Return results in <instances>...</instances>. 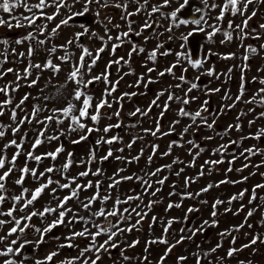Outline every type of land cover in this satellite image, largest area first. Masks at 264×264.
Segmentation results:
<instances>
[{
	"label": "rangeland",
	"instance_id": "374dc122",
	"mask_svg": "<svg viewBox=\"0 0 264 264\" xmlns=\"http://www.w3.org/2000/svg\"><path fill=\"white\" fill-rule=\"evenodd\" d=\"M203 3V0H199ZM31 4H36L39 0H28ZM122 2V0H121ZM143 0H141V3ZM223 0H207V4L209 6H205V10L202 13L204 20L207 23L202 21L201 27L204 28V31H195L193 29L197 26L189 23L187 25L179 24V20L182 19L180 13H178L176 24L178 26H174L170 17V13L174 11L176 8H179L181 4L184 3V0H171L169 6L161 9V12L152 14L151 17H147L146 13H142L131 17L130 19L134 20L135 23L132 25L135 31H140V26L143 25L145 19L147 18L150 23L153 21L157 22L153 24V27L150 29H146L142 32L140 36L131 35L130 40L132 43L138 45L145 49L143 53H132L131 57H129L128 53L132 47V43L125 42L122 47L117 48L115 54L111 53V45L116 41H109L108 46L105 51L101 53V58L97 61L96 66L92 69L91 75L85 73V79H90L91 76L99 75L100 73L105 71V66L108 64L110 60H116L119 57L123 56L125 60H128L129 63L124 64L121 63L120 66L115 64L112 65L111 69H109L111 75L108 77L109 80L115 81L120 79V76H123V79L120 80V83L117 87V91L109 97V101H114L115 97H119L124 92H135L137 95L132 97H125L120 103H122L123 107H120V104L115 102L112 103V108L102 109V113L104 116L102 117L99 125H94L90 120H85L84 123L88 124L90 127H99L101 128L100 132H93L89 135L86 141H82L79 144H72L71 141L78 139L79 134L77 132L68 133L66 136L61 135L59 140H54L49 142H45L42 144L37 150V155L44 153L46 151H53L57 146L61 143L63 144L65 151L60 154L55 162L50 159H45L39 165V170L43 171L46 167L51 166L53 163L57 167L65 162L66 156L68 152L73 153L74 164L73 167L69 170L72 176L77 175L78 172L84 171L88 165L80 164L81 159L87 160L89 156V151L91 148L95 146V141L100 139V137L104 136L108 138L112 135H119L122 139L117 141L113 145L101 144L98 146L96 160L90 165L92 170L95 171L97 168H101L103 170V174L99 177H94L89 175L86 178H81L80 183H86L88 180H92L95 182L96 180L102 181V188L100 189L101 195L107 194V186L111 183L109 177H113L115 173H117L118 169H124L123 172H120L116 177L119 179L121 176H132L135 174L136 176H145L146 172H152L156 168H160L163 165L172 164L171 169H164L160 172L156 177H152V181L158 180L167 176L168 179L165 181L163 185H159L153 183V188H160L161 190L156 193L155 196H150L145 194L142 191V187L138 181L135 179L130 181L121 182L117 188L108 190L113 197V199L119 195L121 200H124L127 195H141L143 203L141 201L134 200L129 204H121L119 207L121 211L125 207L136 208L137 205H140L138 210L145 211L148 215L141 221L137 228L134 229L131 233L125 232L122 236H118L117 241L123 240L127 243H131L132 241L139 240V244H137L134 248H127V245L122 243L121 248H125V255L134 257L131 261L126 262L120 256V250L115 249L111 250V258L106 253H101L102 260L99 264H113V261H116V264H141V260L137 258H141L144 255L148 256V260L144 261L143 264H156V261L162 256L165 252L167 245L156 243L152 244L149 247L147 253H145L144 249L146 246V242L149 240H154L163 235V227L166 226L168 220H175L172 223L171 227L168 230L167 239L169 244H176V241L180 240L181 236L189 237L191 239H184L181 243L176 244V247L172 250V252L168 255L165 264H178L177 257L178 256H187L188 259L186 262H179V264H196V258L192 255L196 253L198 255H202L204 252H209L210 249L214 248L218 243L222 244L221 248H218L215 253H211L206 260H202L201 264H216L218 258L223 257L221 264H239L240 261H244L245 264H262L264 259L258 258L257 255H262L260 249L263 247L262 244L259 246L252 245L248 248H243L242 251H238L233 257L228 258L226 253L229 248L235 247L237 249L242 248L243 245L249 244L251 239L257 234H264V225L261 223L264 221L260 215L262 214V210L264 209V189H256L257 192V200L249 203V199L252 193V189L256 184H264V176L261 173H264V155H254L249 156L247 160H245L244 156H241L240 153L243 152L244 149L252 147L255 145L257 148L264 149V137L260 140L256 139H241L242 137H248L249 134H254L258 129L264 128V118H257L258 113L264 111V106H257V104L245 103L248 101L253 93H256L257 90L264 85H261L258 80L260 78H264V49H260L261 45H264V30H260L258 25L264 23V4L255 3L254 5H250L248 9V14L251 13L253 9H257V16L253 17L252 20L249 21L248 28L245 30L249 33V38L241 40L238 36V33L233 32L232 29L228 28V22L231 20L233 25L241 24L242 18L237 15L235 17L230 14L225 17L223 21H217L215 19L216 16L219 15V8L213 9L210 7L212 3L221 4ZM163 0H149V6L147 12L151 11V7L153 5L162 4ZM204 4V3H203ZM205 5V4H204ZM136 5L134 3H130L129 11H134ZM82 8V3H78L75 7L72 8V11H78ZM91 10L85 16L76 17L74 20L69 22L68 26H62L59 30L58 34L54 37H51L48 47H51L53 44L60 45L66 43V41L74 36L76 32L83 31V28L80 25H84L88 27L90 31L96 32L99 36H104L105 40H107V36L105 35L104 27L99 22L104 19V16L107 15L111 17L112 24H119L120 28H112L111 35L116 36L119 31H127V25L124 20L120 17L122 15V11L115 8H104L101 9V16L96 17L95 12L97 11L96 5L90 6ZM198 8H195V11ZM33 11H38L34 9ZM44 11L48 14H52L55 11V8H46ZM198 12V11H197ZM19 13H24L25 15H30L23 7L14 9L13 15H17ZM168 14L167 16L164 14ZM68 12L66 9H61V15L57 16L54 21H37V25L41 23L48 24V31L50 32L53 27L56 26L60 22L61 19L67 16ZM0 16H3L5 19H9V14L3 13L0 11ZM192 21V20H189ZM209 25L219 26L222 31L217 32L216 35L212 37L211 40L208 39L207 33L212 31L209 28ZM172 26L171 33L165 31L166 28ZM35 27V26H34ZM111 28L112 25H109ZM252 29H255L253 32ZM32 29L23 27V28H13L11 31L7 27H0V38L7 37L11 40H15L17 38L23 37ZM232 32L233 40L231 42L221 43L222 40L225 39L223 32ZM189 32H193V35L188 37V40L185 42L181 39L182 35H187ZM156 33H163L162 35H156ZM48 33H45L47 35ZM200 35L203 39V48L201 61L203 62L202 67L193 68L191 63L188 60L181 58L180 65H177L176 68L173 69L175 76L171 74H165L164 76H159L158 73L163 71L165 68L170 65L176 63L177 56L176 53L183 52L188 55L189 59L190 50L189 44L191 39L194 36ZM259 36L260 39H253V36ZM169 36H172L173 39H169ZM145 37H148L146 40ZM40 39H44V36H40ZM101 41L96 37H90L85 35L80 38L79 44L89 48L95 54L96 50L101 47ZM157 44H163V47L160 48L159 53H162L166 50H170L169 55H160L158 53L157 59L155 62L148 60V54L157 47ZM181 44L184 46L181 47ZM241 44L244 47H241ZM251 45L254 48H257L259 51L256 54L246 53V47ZM28 42H25L23 45L12 44V47L16 48L17 52H26L28 49ZM5 46L0 45V48ZM11 52V48L8 49ZM69 51L74 52L76 57L80 55V48L76 45L70 47ZM229 53H235V55L230 59H224ZM247 54L249 56L248 60H244L243 56ZM64 55L63 51H58L55 56L52 57L54 63H60L59 60L56 59V56ZM47 58L46 53L44 52L42 47H37L35 54L30 58L32 63H43ZM88 58H86V61ZM15 61V62H13ZM90 62V61H88ZM28 58L21 60H17L15 57L12 58L8 63H6L3 67L8 68L12 67L19 71H23V68L27 65ZM244 65H247L246 68H243ZM71 64H61V71L58 74H53L51 69L45 70L42 73H38L37 70L33 71L32 77L30 79H35L39 74L40 79L37 85L33 87L22 86L17 92L14 93L15 100L14 103H18L19 99L25 94L30 93V98L25 102L23 108L27 112H31L32 108L36 104H40L42 107L46 105L47 109H51L53 107H63L66 103V99H71V92L76 87L73 83H68L67 87L62 90V95L57 96L55 100L45 102L42 97L51 96L56 94V86L62 85L65 83L67 75L70 71ZM148 68H154L155 71L152 73H148ZM182 68L187 69L183 74L186 76L188 81L197 82L200 85L199 89H194L190 96L197 97L189 105H183L188 111H196L200 105L208 100V108L210 113H204L205 116L208 117V122H212L213 115L216 116V123L214 129H208L201 124L199 129L193 125L192 128L189 129L187 134L181 136L183 129L185 126L192 123L190 118L188 117H179L177 115L178 109L182 106L177 101L169 102V109L164 113L162 117H160V113L162 111L163 104L167 100V93L164 96H161L158 103L160 107L153 106L151 112L147 116H141L137 114L136 116H131L130 113L134 112L137 107L141 109H147L150 102L156 98L157 94L164 89L169 88L171 85V92L175 95L183 96L187 87L189 86L187 83L183 84V88H176L175 85L180 83L175 77H178L182 74ZM214 68L215 74L212 76L206 75L207 69ZM232 69L230 76L231 79L228 78V70ZM243 68V73H242ZM134 70V71H133ZM124 73H131L129 75H124ZM243 74L245 81V91L242 99L240 101H235V97L239 95V89L241 84V75ZM141 75L144 76L145 83L149 78L156 81L155 83H148L145 87L142 83L138 87H130V85H135L138 77ZM218 76V78H217ZM196 77H199V80H196ZM257 78V82H253V78ZM15 80V75L10 73L3 80H0V85H3L7 81ZM28 81H23L22 84L27 85ZM47 85V87H45ZM107 85L103 80L95 82L93 85L89 86L90 94L93 95L96 99H94L93 103L95 104L96 100L99 99L103 93ZM204 86H208L210 88H219V92L211 93L209 95H205ZM44 89V91H41ZM228 94L232 99H222L225 94ZM0 99H3V96H0ZM235 103L234 107L228 108L226 105H230ZM255 108V112H250L249 109ZM119 110L120 117L117 118L114 115L111 120L107 119V115H111L113 112ZM245 113V115H241V113ZM51 114L50 111H43L39 118L43 119L44 116ZM23 115L18 111V117ZM10 111L3 117H0V123L10 124L11 121L9 119ZM239 117V119H237ZM157 118H159V123L161 126V132H168L170 126L173 124V121L179 120L178 124L174 125V132L166 136H157L146 135L143 131L145 128H155ZM118 120L121 122L120 128H114L110 133H103L102 129L107 124H116ZM255 120L254 124H249V121ZM68 121L62 125H57L53 122L49 128L47 135H59V129H64L67 133L68 129ZM239 123L241 125L240 129L232 128L227 134H224L225 130L229 128V125H236ZM197 124H200L199 119L197 120ZM135 125V126H133ZM41 125L33 122L31 125L24 124L21 128V132L15 136L17 141H20V138L24 135V133L28 134V139L24 142L25 149L30 150V144L34 139L36 132ZM219 133V135H218ZM140 136L141 139H136L135 143L132 144V147L129 149L126 147L127 144L131 143L132 140ZM206 137H212V139H206ZM222 137V138H221ZM10 130L6 134V138L0 140V147L3 146L8 140L13 139ZM188 140H194L196 144L203 147L205 150L200 153L198 157L195 158L194 165L193 157L197 149L192 148L191 145L187 143ZM230 140L240 141V143L231 146L228 151L223 156V163L216 165H208L205 164L206 160H218L221 159L219 154L213 155V149L217 148L220 144H228ZM172 141H177V144L172 145L171 154L168 156H163L162 154L165 151H168L169 145ZM152 145H158V149L156 150L155 155L153 156L152 162L149 164L148 156L152 155L153 148ZM182 145V146H180ZM109 147L113 150V156L108 160L101 161L100 157L106 155ZM123 148V152L117 151V149ZM192 149V154L189 153V149ZM143 149V155L140 156L138 161H133L129 163L132 157L140 154V150ZM15 148L8 149V157L10 158ZM233 154L237 157L233 160ZM247 155V153L245 154ZM115 157H122V159H116ZM179 158L178 163L173 164V160ZM24 156H21L18 159V165L23 166L24 164ZM232 161V163H229ZM248 164L249 167H243L245 164ZM253 165H261L260 167H253ZM35 162H29V167H36ZM201 166H203L204 175L200 176L199 173L201 171ZM183 171L180 173V176L177 177L175 175L176 172ZM231 168L232 171H228ZM238 169H242V171H237ZM2 174V172H0ZM53 179H60V177L56 174H52ZM243 177H248L247 180H243ZM17 178V174H13L10 180L8 181L7 187L10 189V193L19 194L21 189L19 186L14 184V180ZM147 179L148 177L145 176ZM186 178H195L193 182H190L189 186L185 188V179ZM221 180H229V181H240L239 183H224L220 184ZM61 182H65L61 180ZM209 183L213 185H218L211 188L208 192L200 193L199 196H193L192 198H184L182 200L181 193L191 192L193 194L200 192L202 188H205ZM173 185L175 187L173 188ZM37 185L33 181V179L29 176L26 178L24 187L35 188ZM52 187H56L53 185ZM244 189L248 191L245 193L243 198L234 200L231 204L227 203L229 199ZM95 189H88L86 191H82L80 193V199L84 200L86 197H90L93 195ZM170 192L178 193V195L169 196ZM67 190H62L57 192V195L63 197L67 195ZM216 199H220L225 201L224 204L218 205L216 208L217 216L215 219L218 221L216 226H209L201 232L197 233L195 236H192V233L188 231V229L199 227L203 221L208 220L211 221L213 218L211 217V212L213 211L212 204ZM157 201L152 204L151 210L144 207L147 205L149 201ZM51 201V205L55 207L56 201L52 200L51 194L48 190L45 191L43 196L37 201L35 204L36 210H43V206L47 205ZM202 201H207V203H202ZM181 204V207H173L168 209V204ZM10 206L6 204L4 206V210H7V207ZM105 208L108 210L112 209L113 200H109L105 205ZM243 206V208H242ZM68 207L79 211L82 215L88 216L89 212L84 211L79 208V205L76 201H70ZM101 207L100 202L95 203L91 212L97 211ZM189 207H194L198 209L197 212L188 213L187 209ZM225 209H230V211H225ZM242 209V210H241ZM257 209L254 211L251 217H247V221L245 222V218L249 210ZM17 217L22 215V213H15ZM127 215V214H125ZM157 217V222L152 224V217ZM54 215H50L47 218V222L50 223L52 219H54ZM0 219H7V217L0 216ZM97 223H105L103 217H96ZM113 222H115V218L110 217ZM137 217L133 213L131 216L130 223L135 224ZM32 223L39 228H43L45 223L41 221L40 218L34 217ZM152 224L150 228L149 225ZM244 224V227L239 228L238 231L234 230L237 226ZM251 225L252 227H249ZM121 227H127V224H121ZM69 227L60 226L54 229L51 233H49L45 237V242L40 244L38 248L34 244H29L26 246L24 250V255L28 257L24 261V264H34V259H42L47 253L52 251H59V255L54 258L52 264H60V261L68 258L77 256L79 254L80 249L84 248L88 244L87 239L77 238L72 243L78 245V248H60L57 249L59 244L67 243L64 240V237L69 235ZM83 225L81 223H77L75 225V230H81ZM91 227V225H89ZM8 225H5L3 230L0 231V234H3L7 231ZM185 229L182 233L181 229ZM225 230H230L231 234L227 236H221L220 233L225 232ZM95 231V229H93ZM59 237L60 239H56ZM233 237H235V243L233 244ZM16 237H10L9 239H15ZM23 238H26L29 241H35L38 239L37 234L32 231H28ZM107 239V236H101L97 238V242H103V240ZM35 249V250H34ZM256 250V251H255ZM89 256H93V253H88Z\"/></svg>",
	"mask_w": 264,
	"mask_h": 264
},
{
	"label": "snow or ice",
	"instance_id": "6c2138e0",
	"mask_svg": "<svg viewBox=\"0 0 264 264\" xmlns=\"http://www.w3.org/2000/svg\"><path fill=\"white\" fill-rule=\"evenodd\" d=\"M82 3V8L78 11L73 12L72 8L75 7L76 4ZM130 3H134L136 5L134 11H129ZM171 3V0H163L162 4L159 5H153L151 7V11L147 12L148 6H149V0H143L141 3V0H39L36 4H31L28 2V0H0V11L3 13L9 14V19H5L3 16H0V27H7L9 31H11L13 28H23L27 27L32 29L29 31L26 35L23 37L17 38L15 40H11L7 37L0 38V45H3L5 47L0 48V80H3L8 74L12 73L15 75V80L13 81H7L3 85H0V96H3V99H0V117H3L7 114L8 111H10L9 119L11 121L10 124H4L0 123V140H3L6 138L7 132L10 130L13 139L8 140L6 143L3 144L2 147H0V216L7 217V219H0V231L3 230L5 225H8L7 231L3 234H0V264H24V261L28 259L27 256H25L24 250L27 245L34 244L36 248L39 247L40 244L45 242V237L51 233L54 229L64 226V227H70L69 229V235L64 237V240L67 241V243L59 244L57 246V249L60 248H78L79 246L72 243L77 238H83L88 240V244L80 249L79 254L77 256L68 257L60 261V264H99L101 262L102 257L101 253H106L111 258V250L119 249L120 250V256L121 258L129 262L134 257L125 255V248H121V244L124 243L127 245V248H134L137 244H139V240L132 241L131 243H127L126 241L119 240L117 241L118 236H122L125 232L131 233L134 229L137 228V225L141 223V221L148 215L147 212L138 210L140 208V205H137L136 208H129L125 207L123 211L120 209L121 204H129L131 201L139 200L141 201V204L143 203L142 196L137 195H127L124 200H121L119 195H117L114 199L111 196L110 192L108 190L115 189L118 187V185L123 181H130L135 179L138 181L142 187V191L145 194H148L150 196H155L157 192H159L160 188H153V183L163 185L165 181L168 179L167 176H164L163 178H160L158 180L152 181V177H156L160 172H162L164 169H171L172 164L163 165L160 168H156L152 172H146L145 176L148 177L147 179L145 176H136L133 174L132 176H121L119 179L116 177L119 175L120 172H123L124 169H118L117 173L113 175V177H109L111 180V183L107 186V194L101 195L100 189L102 188V181L96 180L93 182L92 180H88L86 183H80L81 178H86L89 175H92L94 177H99L103 174V170L101 168H97L95 171L92 170L91 164L96 160L97 150L98 146L101 144H107V145H113L117 141H120L122 138L119 135H112L108 138H105L104 136L100 137V139L95 141V146L90 149L89 156L87 160L81 159L80 164L82 165H88L84 171H80L77 173V175L72 176L70 174V169L73 167L74 160H73V153L68 152L65 162L61 164L59 167L53 163L51 166L46 167L43 171L39 170V165L42 161L45 159H50L51 161L55 162L57 158L60 156L61 153L65 151V148L63 144L61 143L59 146L55 148L53 151H46L44 153H41L39 155L35 154L36 150L45 142H51L54 140H59L61 135H67L68 133L77 132L79 134V138L72 140V144H79L82 141H86L93 132H100L101 128L99 127H90L88 124L84 123L85 120H90L94 125H99L102 117L104 114L102 113V109L105 108H112V103L115 102L117 104H120V107L122 108L123 105L120 103L125 97H132L137 95L135 92H124L119 97H115L114 101L110 102L109 97L112 96L113 93L117 91V87L120 83V80L123 79V76H120V79L112 81L109 80V76L111 75L109 69H111L112 65L115 64L117 66H120L123 62L124 64L129 63L128 60H125L123 56L119 57L116 60H110L108 64L105 66V71L100 73L99 75L91 76L90 79H85V73L91 75L92 69L96 66L97 61L101 58V53H103L108 46L109 41L115 40V43H112L111 45V53L115 54L116 49L123 46L125 42L132 43L130 40L131 35L140 36L142 32L146 29H150L153 27L154 23H157L153 21L152 23L149 22V20L146 18L143 25L140 26V31H135L132 27V25L135 23L134 20L130 19L131 17H134L136 15L146 13L147 17H151L152 14L161 12V9L164 7L169 6ZM203 3L205 6H209L207 4V0H203ZM255 3L264 4V0H223L221 4L212 3L210 5L211 8L216 9L219 8V15L215 17L217 21H223L227 15H231L233 17L239 15L242 18L241 24L233 25V22L230 20L228 22V28L232 29L233 32L238 33V36L241 40L249 38V33L245 31L248 28L249 21L252 20L253 17L257 16V9H253L250 14H248V9L250 5H254ZM189 4V0H184V3L179 6V8H176L174 11L170 13L171 20L173 22L174 26H178L176 24L178 13H180L183 9L186 8V6ZM91 5L97 6V11L95 12L96 17L101 16V9L104 8H115L122 11L121 19L125 21L127 25V31H119L117 32L116 36L114 37L111 35L112 28L119 29V24H112L111 17L105 15L104 19L99 21L105 31V35L107 36V40H105L104 36H99L96 32L90 31L88 27H85L84 25H80L81 28H83V31L76 32L74 36L66 41L64 44L55 45L53 44L51 47H48L51 37H54L58 34L59 30L62 26H68L69 22L74 20L76 17H82L85 16L87 13L90 12ZM23 7L26 9L30 15H25L24 13H19L17 15H13V10ZM46 8H55V11L52 14H48L44 11ZM34 9L38 11H33ZM61 9H66L68 14L65 16V18L61 19L58 24H56L55 27L51 29V31H48V24L47 23H41L37 25V21H54L57 16L61 15ZM196 11H201V9H196ZM168 15V14H164ZM204 21V23H207V21L204 20V17L201 16L199 19H194L192 21H189L187 19H180L179 24L187 25L189 23H192L196 25L197 27L193 29V32L195 31H204V28L201 27V23ZM109 25H112L110 28ZM35 26V27H34ZM260 30H264V23H261L258 25ZM209 28L212 29V31L207 33L208 39L211 40L214 35H216L217 32H221L222 29L219 26L209 25ZM165 31L171 33L172 26H169L165 29ZM254 32L255 29H252ZM193 32H189L187 35H182L181 39L183 41H187L188 37L193 35ZM45 33H48L45 35ZM163 33H156V35H162ZM88 35L90 37H96L98 38L102 43L101 47H99L95 54L89 48L79 44L80 38ZM223 35L225 37L224 40L221 41V43L225 42H231L233 40V34L232 32L224 31ZM40 36H44V39H40ZM253 39H260L261 37L253 36L251 37ZM147 40L148 37H145ZM169 39H173L172 36H169ZM25 42H28L29 46L26 52H17L16 48L12 47V44L16 45H23ZM76 45L80 48V55L79 57H76L74 52L69 51L70 47ZM42 47L44 52L46 53L47 58L43 63H32L31 57L35 54L37 47ZM184 45L181 44V47ZM163 47V44H157V47L153 49L148 54V60L155 62L157 59V55L159 53L160 48ZM241 47H244L243 44H241ZM9 48H11V52H9ZM260 49H264V45L260 46ZM58 51H63L64 55L62 56H56V59L60 61V63H54L52 57L55 56V54ZM145 51L144 48L139 47L138 45L132 43V47L128 53L129 57H131L132 53H143ZM258 49L252 47L251 45H248L246 47V53H252L256 54L258 53ZM160 55H169L170 50H166L162 53H159ZM235 55V53H229L227 56L224 57V59H230ZM177 60L176 63L170 65L169 67L165 68L163 71H160L158 73L159 76H164L166 73L171 74L175 76V73L173 72V69L177 67V65H180L181 58L188 60L189 63H191V66L193 68H200L202 67L203 62L201 60H190L188 55L183 52L176 53ZM15 57L17 60H23L25 58H28L27 65L23 68V71H19L15 68L8 67L4 68L3 66L8 63L12 58ZM86 58L88 60L86 61ZM243 59L246 61L249 59V56L245 54L243 56ZM90 61V62H88ZM15 62V61H13ZM71 64L70 71L67 75V78L65 80V83L59 86H56V94L51 96H44L42 99L45 102L55 100L57 96L62 95V90L65 89L68 85V83H73L76 85V87L71 92V99H66V103L63 107H53L51 109H47L46 105L42 107L40 104H36L33 106L31 112H27L23 105L26 101L30 98V93H25L18 101V103H14L15 96L14 93L17 92L22 86L27 87H33L37 85L40 76L39 74L36 76L35 79H30L33 75V71L37 70L38 73H42L45 70L51 69L53 74H58L61 71V64ZM247 65H244L243 68H246ZM242 68V73H243ZM134 71V70H133ZM148 73H152L155 71L154 68H148ZM187 69L182 68V74L178 77H175L180 83L176 84V88H183V84L187 83L189 86L187 87L186 91L184 92L183 96L175 95L173 92H171V85L169 88L164 89L163 91L159 92L155 99H153L147 109H141L137 107L134 112L130 113L131 116H136L137 114H140L141 116H147L153 106L160 107L158 101L161 96H164L167 93V100L163 104L162 111L160 113V117L164 115L166 111L169 109V102L171 101H177L182 106L178 109L177 115L179 117H188L192 121L191 124L184 127L183 132L181 133V136L184 134H187L189 132V129L193 127V125L196 126L197 129L201 126H205L208 129H214L215 123H216V116L213 115L212 122H208V117L204 115V113H210V110L208 108V100H205L200 107L192 112L186 110L183 105H189L194 100L197 99L195 96H190L189 94L193 92L194 89H199L200 85L197 82L188 81L186 76L183 74L186 72ZM232 69L230 68L228 70V78L231 79L230 73ZM261 71H264V69H261ZM131 73H124V75H129ZM206 75L212 76L215 74L214 68L207 69ZM218 78V76H217ZM103 80L105 84L107 85L105 89L103 90V93L99 99L96 100L95 104L93 103L94 99H96L93 95L90 94L89 86L93 85L95 82ZM196 80H199V77H196ZM23 81H28L27 85L22 84ZM156 81L152 80L151 78L148 79V81L145 83L144 76L141 75L138 77L135 85H130V87H138L142 83L146 87L148 83H155ZM253 82H257V78H253ZM258 82L261 85H264V78H260ZM47 87V85L45 86ZM41 91H44V89H41ZM205 95H209L211 93L219 92V88H210L208 86H204ZM245 91V81L243 74L241 75V84L239 89V95L235 97V101H240L244 95ZM222 99H232L228 94L226 93L225 96ZM245 103H252L257 104V106H264V87H261L257 90L256 93H253L252 97L245 101ZM235 103L226 105V107L231 108L234 107ZM48 110L51 112V114L46 115L43 117V119H40V114ZM18 111L20 113H23V115L18 117ZM250 112H255V108L249 109ZM115 116L117 118L120 117V111L117 110L113 112L111 115H107V119L111 120L112 116ZM241 115H245V113H241ZM257 118H264V111H261L258 113ZM199 119L200 124H197V120ZM239 119V117L237 118ZM65 120H67L68 123V129L67 133L64 131V129H59V135H47L49 126L55 122L57 125H62ZM33 122H35L38 125H41L42 127L39 128L36 132V135L34 139L32 140L30 144V150L25 149L24 142L28 139V134L24 133V135L20 138V141L18 142L15 136L21 132V128L24 124L31 125ZM180 121L177 119L173 121V124L170 126L168 132H161V126L159 123V118H157V122L155 125V128H145L143 129L144 133L146 135H152L157 136L158 134L160 136H166L174 132V125L178 124ZM255 120L249 121V124H254ZM135 126V125H133ZM121 122L118 120L116 124H107L103 127L102 131L105 134L110 133L114 128H120ZM241 125L237 123L236 125H229V128L225 130L224 134H227L228 131H230L232 128H236L239 130ZM219 135V133H218ZM262 137H264V128L258 129L254 134H249L248 137H242L241 139H256L260 140ZM142 137L137 136L135 137L131 143L127 144L126 147L129 149L132 147V144L135 143L136 139H141ZM222 138V137H221ZM206 139H212V137H206ZM187 143L192 146V148L197 149V151L194 154L193 162L194 165L195 158L200 155L205 149L201 147L200 145L196 144L194 140H188ZM240 143V141L236 140H230L228 144H220L217 148L213 149V155L219 154L221 156V159L218 160H206L205 164L208 165H216L223 163V156L228 151V149L233 146ZM177 144V141H172L169 145L168 151H165L162 155L168 156L171 154V148L172 145ZM182 146V145H180ZM158 145H152L153 153L152 155L148 156V162L149 164L153 160V156L156 153V150L158 149ZM15 148V151L11 155V157H8V149ZM119 152H123L124 149L120 148L117 149ZM189 153L192 154V149H189ZM247 153V155H245ZM264 155V149L257 148L255 145L252 147L246 148L243 150V152L240 153L241 156H244L245 160L249 158V156L254 155ZM143 155V149L140 150V154L137 156L132 157L129 163L133 161H138L140 159V156ZM24 156V164L23 166L18 165V159ZM113 156V150L111 147H109L106 155L100 157L101 161L108 160L110 157ZM116 159H122V157H115ZM237 157L235 154H233V160ZM29 162H35L37 165L36 167H29ZM179 158L177 157L175 160H173V164L178 163ZM229 163H232V161H229ZM264 164V162H262ZM261 165H253V167H260ZM243 167L247 168L249 165L246 163ZM183 171L181 168L180 171L176 172L175 175L177 177L180 176V173ZM228 171H232L231 168L228 169ZM237 171H242V169H238ZM17 174V178L14 180V184L19 186L21 191L19 194L10 193V189L7 187L8 181L12 177L13 174ZM52 174H56L60 177V179H53ZM200 176L204 175L203 166H201V171L199 173ZM262 176H264V173H261ZM31 177L33 181L36 183L35 188H28L24 187L26 178ZM195 178H186L185 179V188H187L190 184V182H193ZM248 177H243V180H247ZM61 180L65 182H61ZM240 181H229V180H221L219 183H239ZM55 185L56 187H52ZM218 186L213 185L209 183L205 188H202L200 192L198 193H191V192H184L179 195H181L182 200L184 198H192L194 195L199 196L200 193L208 192L211 188ZM175 185H173V188ZM94 188L95 191L92 196L86 197L84 200L80 199V193L82 191H86L88 189ZM256 189H264V184H256L253 189L252 193L249 199V203H252L253 201L257 200V192ZM48 190L51 194L52 200L56 201L55 207L51 205V201L43 206V210H36L35 204L37 201L43 196L45 191ZM62 190H67V195H64L63 197H60L57 195V192ZM247 189H244L240 193L233 195L227 203L231 204L232 201L238 200L243 198L245 193L247 192ZM178 195V193L170 192L169 196ZM264 199V198H262ZM113 200V206L111 210H108L105 208V204L109 201ZM70 201H76L79 205V208L89 212L88 216L82 215L79 211L74 210L70 207H68V204ZM100 202L101 207L95 211L91 212L92 206ZM157 201L150 200L147 205H144L147 209L151 210L152 204L156 203ZM10 206L7 207V210H4V206L6 204H9ZM202 203H207V201H202ZM225 201L216 199L214 203L212 204L213 211L211 212V217L213 218L211 221L205 220L199 227L188 229L192 233V236H195L197 233L203 232L206 227L209 226H216L218 224V221L215 219L217 216L216 208L218 205L224 204ZM173 207H181V204H168V209H171ZM243 208V206H242ZM242 210V209H241ZM257 209L249 210L247 213V216L245 218V222L247 221V217H251ZM198 209L194 207H189L187 209L188 213L197 212ZM225 211H230V209H225ZM22 213L19 217L15 215V213ZM135 214L137 217L136 223L132 224L130 223L132 214ZM127 214V215H125ZM50 215H54L55 218L51 220L50 223L47 222V218ZM34 217H38L41 219L42 222L45 223V226L43 228L36 227L32 221ZM96 217H103L105 223H97ZM110 217L115 218V222H113L112 219H109ZM157 222V217H152V224H155ZM175 220H168L166 226L163 227V235L161 237H158L154 240H149L146 242L145 246V253L148 252L149 247L152 244L161 243L164 245H167L165 252L162 256L159 257V259L156 261V264H165L166 259L168 255L172 252V250L176 247V244L181 243L184 239H191V236L185 237L181 236L180 240L176 241V244H169V241L167 239L168 230L171 227L172 223H174ZM264 222V221H262ZM77 223H81L83 225L82 229L77 231L75 230V225ZM121 224H127V227H121ZM152 224L149 225V227H152ZM91 225V227H89ZM249 227H252L251 225H248ZM244 227V224H241L237 226L234 230L238 231L239 228ZM95 229V231H93ZM28 231H32L35 234H37L38 239L35 241H29L26 238H23L25 234ZM185 229H181V232L183 233ZM230 230H225V232L220 233L221 236H227L230 235ZM15 236V239H9L10 237ZM101 236H107V239L103 240V242L98 243L97 238ZM56 239H60L59 237H56ZM260 240L261 242H264V234H257L255 235L249 244H245L242 246V248L237 249L235 247H231L228 249L226 256L228 258L233 257L238 251H242L243 248L251 247L252 245H255L257 241ZM232 243H235V237H233ZM222 244L218 243L214 248L210 249L209 252H204L202 255H198L196 253H193L192 255L196 258V264H201L202 260H206L207 257L211 253H215L218 248H221ZM35 250V249H34ZM93 253V256H89L88 253ZM59 255V251H52L47 253L42 259H34V264H52L54 261V258ZM141 260V264H143L144 261L148 260V256L144 255L141 258H137ZM188 259L187 256H178L177 261L179 262H186ZM223 260V257L218 258L216 264H221ZM113 264H116V261H113ZM209 264L211 262L209 261ZM239 264H245L244 261H240ZM250 264V262H249Z\"/></svg>",
	"mask_w": 264,
	"mask_h": 264
},
{
	"label": "water",
	"instance_id": "95a60500",
	"mask_svg": "<svg viewBox=\"0 0 264 264\" xmlns=\"http://www.w3.org/2000/svg\"><path fill=\"white\" fill-rule=\"evenodd\" d=\"M194 8L203 9L199 0H190L189 4L180 12L182 19L194 20L201 17V12L194 11ZM202 41L199 35L194 36L190 41V54L192 60H199L201 55Z\"/></svg>",
	"mask_w": 264,
	"mask_h": 264
},
{
	"label": "flooded vegetation",
	"instance_id": "af4514ba",
	"mask_svg": "<svg viewBox=\"0 0 264 264\" xmlns=\"http://www.w3.org/2000/svg\"><path fill=\"white\" fill-rule=\"evenodd\" d=\"M190 1V0H189ZM201 2V1H200ZM201 4L203 5V9L199 12H201V16H202V13L204 12L205 10V5L201 2ZM194 11H195V8H194ZM197 12V11H196ZM199 37L201 38V41H202V48H203V39L202 37L199 35ZM202 48H201V55H202ZM189 50H190V44H189ZM201 55H200V58L199 60L201 59ZM191 56V54H190ZM260 217L264 220V209L262 210V214L260 215ZM263 225H264V222H261ZM260 244L263 245V247L260 249V251L262 252V255H257L258 258H263L264 259V242H261L260 240L257 241V243L255 245L259 246ZM256 251V250H255ZM264 264V261L263 263Z\"/></svg>",
	"mask_w": 264,
	"mask_h": 264
}]
</instances>
